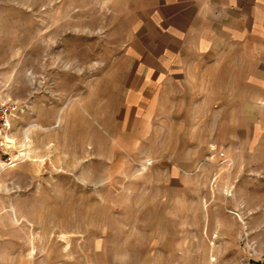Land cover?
Returning <instances> with one entry per match:
<instances>
[{
	"label": "rangeland",
	"instance_id": "374dc122",
	"mask_svg": "<svg viewBox=\"0 0 264 264\" xmlns=\"http://www.w3.org/2000/svg\"><path fill=\"white\" fill-rule=\"evenodd\" d=\"M159 2L0 0V89L18 101L0 264H264V7L177 100L143 101Z\"/></svg>",
	"mask_w": 264,
	"mask_h": 264
},
{
	"label": "crops",
	"instance_id": "0c3cea01",
	"mask_svg": "<svg viewBox=\"0 0 264 264\" xmlns=\"http://www.w3.org/2000/svg\"><path fill=\"white\" fill-rule=\"evenodd\" d=\"M263 7L264 0H160L153 29L142 36V54L150 57L134 65L133 94L153 101V88L158 87L160 98L177 100L171 87L184 81L191 85L192 71L220 47L239 43L258 30Z\"/></svg>",
	"mask_w": 264,
	"mask_h": 264
},
{
	"label": "built area",
	"instance_id": "2783aa9c",
	"mask_svg": "<svg viewBox=\"0 0 264 264\" xmlns=\"http://www.w3.org/2000/svg\"><path fill=\"white\" fill-rule=\"evenodd\" d=\"M17 100L6 93L5 88L0 89V165L6 168L15 160V156L10 152L11 146L6 142V137L11 131L12 117L17 110ZM20 155H23L20 152Z\"/></svg>",
	"mask_w": 264,
	"mask_h": 264
},
{
	"label": "bare ground",
	"instance_id": "6f19581e",
	"mask_svg": "<svg viewBox=\"0 0 264 264\" xmlns=\"http://www.w3.org/2000/svg\"><path fill=\"white\" fill-rule=\"evenodd\" d=\"M6 141L7 142H13L12 138H10V137H7V140Z\"/></svg>",
	"mask_w": 264,
	"mask_h": 264
},
{
	"label": "trees",
	"instance_id": "16d2710c",
	"mask_svg": "<svg viewBox=\"0 0 264 264\" xmlns=\"http://www.w3.org/2000/svg\"><path fill=\"white\" fill-rule=\"evenodd\" d=\"M256 264H263V263L258 262V263H256Z\"/></svg>",
	"mask_w": 264,
	"mask_h": 264
}]
</instances>
